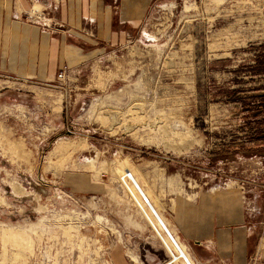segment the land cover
I'll list each match as a JSON object with an SVG mask.
<instances>
[{
    "label": "rangeland",
    "instance_id": "1",
    "mask_svg": "<svg viewBox=\"0 0 264 264\" xmlns=\"http://www.w3.org/2000/svg\"><path fill=\"white\" fill-rule=\"evenodd\" d=\"M221 188L264 234V0H151L61 81L0 73V264H178L166 210Z\"/></svg>",
    "mask_w": 264,
    "mask_h": 264
},
{
    "label": "crops",
    "instance_id": "2",
    "mask_svg": "<svg viewBox=\"0 0 264 264\" xmlns=\"http://www.w3.org/2000/svg\"><path fill=\"white\" fill-rule=\"evenodd\" d=\"M150 3L0 0V73L49 82L60 71L79 70L110 46L128 42L143 25ZM36 8L51 19V29L24 20ZM165 216L181 243L173 244L172 254L185 264H251L253 259L264 264V234L248 219L237 192L221 188L182 195Z\"/></svg>",
    "mask_w": 264,
    "mask_h": 264
},
{
    "label": "built area",
    "instance_id": "3",
    "mask_svg": "<svg viewBox=\"0 0 264 264\" xmlns=\"http://www.w3.org/2000/svg\"><path fill=\"white\" fill-rule=\"evenodd\" d=\"M45 11H38V12H35V13H32V12H29V13H26L25 16H24V20L28 23H31V24H34V25H38L40 26L41 28H44V29H51L52 28V21L51 19L47 16V15H44ZM67 75V72L66 71H60L56 77V80L57 81H61L65 78V76ZM125 178H129V174H127L126 177H124L123 179ZM257 262V260L253 259L251 260V264H255Z\"/></svg>",
    "mask_w": 264,
    "mask_h": 264
},
{
    "label": "bare ground",
    "instance_id": "4",
    "mask_svg": "<svg viewBox=\"0 0 264 264\" xmlns=\"http://www.w3.org/2000/svg\"><path fill=\"white\" fill-rule=\"evenodd\" d=\"M178 264H185V263H183V262H179Z\"/></svg>",
    "mask_w": 264,
    "mask_h": 264
}]
</instances>
